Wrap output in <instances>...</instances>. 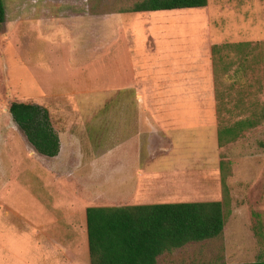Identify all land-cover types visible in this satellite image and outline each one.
Listing matches in <instances>:
<instances>
[{"label": "rangeland", "instance_id": "1", "mask_svg": "<svg viewBox=\"0 0 264 264\" xmlns=\"http://www.w3.org/2000/svg\"><path fill=\"white\" fill-rule=\"evenodd\" d=\"M136 1L3 0L0 119L8 154L1 163L0 264H90L88 247L68 253L55 244L53 220L62 224L71 201L68 187L80 185L91 196V160L79 169V156L75 161L63 151L57 159L38 154L10 117L13 101L46 107L64 152L94 151L95 139L99 153L119 142L140 147L136 139L113 133L123 117L163 123L169 141L150 147L170 151L153 164L166 165L169 174L170 166L174 174L168 181L172 187L166 193L154 190L161 196L151 192V201H224L220 162H225L222 233L160 255L157 264L264 260V120L233 143L219 147L217 142L218 128L259 114L264 104V0L123 11ZM237 43L250 47L224 46ZM100 168L102 197L87 204L125 206L126 193L108 189L109 160ZM45 246L49 254L41 249Z\"/></svg>", "mask_w": 264, "mask_h": 264}, {"label": "trees", "instance_id": "2", "mask_svg": "<svg viewBox=\"0 0 264 264\" xmlns=\"http://www.w3.org/2000/svg\"><path fill=\"white\" fill-rule=\"evenodd\" d=\"M208 0H139L124 12L140 13L204 8ZM6 19L0 0V26ZM245 49L250 43L225 44ZM213 49H217L214 46ZM247 57L241 59V63ZM13 123L40 155L53 158L60 150L58 133L46 107L32 102L13 101L8 108ZM264 120L261 112L221 126L217 130L219 147L235 142L245 131ZM224 201H194L86 208V233L90 264H157V257L189 243L218 237L225 225L228 167L220 162ZM224 264V263H192ZM253 264H264L258 260Z\"/></svg>", "mask_w": 264, "mask_h": 264}, {"label": "crops", "instance_id": "3", "mask_svg": "<svg viewBox=\"0 0 264 264\" xmlns=\"http://www.w3.org/2000/svg\"><path fill=\"white\" fill-rule=\"evenodd\" d=\"M150 120L153 122H151ZM118 124L120 125V127L118 129H114V131L116 132L113 131V133H117L118 136L122 137L127 136V140H129V138L136 139V142H138L137 146L140 147L133 148L131 145L128 144V142L127 144H124V142H119L118 144H116L118 148H111L110 152L102 153L100 151L99 153L98 151H96L97 149H99L97 148L99 141L95 139V141H91V143L94 145V151L88 150L86 151V153H84L83 149L80 148L76 152V149L74 148L64 152L60 144V150L58 155L56 157H53L54 159L60 158L62 151L64 155L66 154L70 157L76 158L75 161L78 160L79 156V169L85 168V161L89 158L91 162L89 161L88 166L90 167L88 168L91 169L92 172V176H90V181L94 183V187H91L94 190L90 194V197L87 194L86 188L79 189L80 185L78 187L74 186V188L68 187V184L66 183L68 187L66 191L69 194L68 197H71V201H67L66 207L64 208L62 224L60 225L57 220H53V227L57 229L55 230L54 242L60 247L63 246V251L66 250L65 252L74 253V250L79 247V245H81L82 249H87L88 247L85 223L86 208L95 205H88L87 201L91 199L89 202L93 201L92 203L96 204L95 202L98 199H101L102 197L104 178L103 170L100 167H102L105 161L109 160L110 163V173L109 176L106 175L108 176L106 177V180H108L107 182H109L110 188L112 184V189H108L110 190V193H121L120 196L123 195L125 192L128 198V200H124L125 205L175 203L148 200L149 198H151V192L152 196L157 197L161 196L159 192L166 193L167 188L172 187V185L168 182L173 180L174 174V171L170 168V166L169 170H171V173L169 174L167 172L166 165H164L163 168H160V166L156 168L153 164L154 160L162 156V154H166L167 152H169L170 149L167 147H150V144L157 142L166 144L165 140H168V138L166 137L163 128H161L164 127V124L162 123V125L159 121L156 123L155 119L144 117H123L118 120ZM158 124L160 126H156ZM156 132H159V138L157 137L158 134ZM6 134L7 130L5 127H3V122L0 119V179L3 177L1 173L2 159L8 154ZM99 134L100 130L98 129L95 131V136L97 137L99 136ZM141 138H143L145 141H143V139ZM143 144L146 145V147H143ZM76 166L77 164H75V167ZM113 184H115V186ZM5 186L3 187V189H5ZM154 190H158V194L157 191L153 192ZM57 226H60L61 228L58 229ZM41 249L44 250L45 253H50L49 251H47L46 246L41 247ZM34 264L49 263L41 260L35 262Z\"/></svg>", "mask_w": 264, "mask_h": 264}]
</instances>
